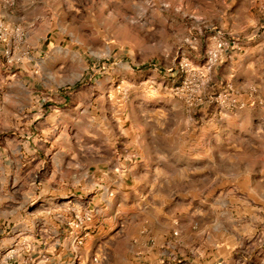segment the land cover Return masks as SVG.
Returning a JSON list of instances; mask_svg holds the SVG:
<instances>
[{
    "label": "rangeland",
    "instance_id": "1",
    "mask_svg": "<svg viewBox=\"0 0 264 264\" xmlns=\"http://www.w3.org/2000/svg\"><path fill=\"white\" fill-rule=\"evenodd\" d=\"M172 2L15 0L14 8L6 9L9 13L26 9L35 17L14 22L0 16L1 24L19 28L25 39L27 35L45 39L43 45L39 43V63L32 75L55 92L68 94L69 117L78 108L75 126L70 119L71 138L78 134L72 145L79 142L89 148L101 132L104 143L117 147L131 143L134 152L146 141L149 158H161V167L151 169L148 175L139 173L136 180L124 184L128 188L123 193L117 189L108 191L113 193L111 197L106 193L105 202L99 205L104 211L95 216L103 221L104 228L77 248L76 264H139L140 259L152 254L158 262L164 259L171 264H264V82H249L245 91L231 84L210 85L212 93L231 86L245 103L242 109L220 111L210 104L188 107L175 96L172 89L178 80L180 58L187 55L198 64L212 32L226 30L205 17H182L185 7L174 8ZM256 4L257 0H249L243 7L245 29L240 37L246 39L245 48L252 42L264 44ZM174 12L181 14L177 23L169 20ZM161 13L165 16L162 22ZM198 27L202 39L198 50L191 52L183 42L195 35ZM174 29L180 34L175 36ZM168 49L170 52L164 51ZM94 82L102 83L97 87ZM80 90H86L87 97L77 102ZM244 112L247 116L260 113L255 134L239 120ZM14 121L12 116L7 118V129H11L7 134L17 128ZM144 131L146 136L141 135ZM202 159L224 162L230 172L209 194L193 195L188 200L191 188L187 194L179 175L171 182L167 174L179 171L176 162ZM80 170L92 180L96 167ZM133 170L139 172L141 168ZM39 178L44 175L34 178L11 168L6 182L0 184V242L5 245L0 264L11 249L12 235L27 233L23 224L34 234H44V225L37 218H44L49 206L23 198L24 193L31 194ZM92 181L82 183V199L53 201L55 213L47 215L51 224L59 223L57 217L62 213L56 210L60 203L72 201L84 208L92 200ZM116 181L121 185L119 179ZM213 209L215 216L207 230L204 225L192 226L185 237L180 222L189 225L194 214L205 218V211ZM161 218L167 224L164 228ZM179 240L184 244L175 243Z\"/></svg>",
    "mask_w": 264,
    "mask_h": 264
},
{
    "label": "crops",
    "instance_id": "2",
    "mask_svg": "<svg viewBox=\"0 0 264 264\" xmlns=\"http://www.w3.org/2000/svg\"><path fill=\"white\" fill-rule=\"evenodd\" d=\"M247 1L249 0H173L172 5L174 8L179 5L185 7L182 17H205L212 25L220 27V29L226 30L235 36H242L245 29L242 25L244 20L242 11ZM0 12L2 13L0 16L4 20H14V22L27 21L31 17H35L26 9L9 13L3 7ZM173 15L169 17V20L177 23V19L181 17V14L174 12ZM162 21H165V16L161 13ZM189 24L192 25L193 22L191 21ZM173 31L175 36L180 34L179 29ZM44 41L43 37L34 39L27 35L24 46L19 48L18 53L21 54L24 47L28 46L33 49L31 59H24L21 64L8 70L0 68V92L3 99L0 107V184L6 182L7 172L11 168L26 172L27 176H33L34 178L38 175H44V178H39L31 194H23V198L35 200L33 203H42L41 205L49 206V212H46L44 218H37L44 225V234H34L33 231L27 229V225L23 224L25 227L23 228L24 232L27 233H14L12 242L28 239L36 247L37 253H46L48 256L47 264H61L64 260H69L74 252H77V248L73 244L74 234L69 233L62 223L51 224V220L47 219L48 213H55L53 201L55 199H69L70 197L82 199L81 193L85 190L83 187L84 182L91 183L93 180L92 200L84 208L68 201L60 203V207L56 211L61 212L62 216L67 218L69 215L67 209L70 207L81 210L94 208L96 209V216H98L104 211L99 205L105 202L107 191L117 189L123 193L128 188L124 184L136 180L139 173L143 176L148 175L151 173V169L161 167V158L160 155L157 161L149 158L147 153L149 148L145 145L146 141L138 146V152H134L131 143L123 147L114 146L112 143H104L101 132L97 133L99 140L94 141L95 143L89 148L79 142L72 145V141L77 138L78 134L76 133L75 137L71 138L69 131L70 119L73 121L71 124L75 126L79 118L78 108H75L74 116L69 117L71 102L68 100V94L66 92H55L52 87H48L44 82H39L32 75V70L39 63V43L43 45ZM164 51L170 52L169 49ZM249 82L258 85V82H264V44L262 43L258 45L253 42L249 43L237 60L219 65L214 71L212 84L214 86H218L216 83L231 84L239 91H245ZM101 83L94 82V86L99 87ZM46 96L49 97L47 102L44 103ZM86 97L87 91L80 90L77 93L76 100L82 102ZM255 98L260 100V97L255 96ZM93 114L96 115V112H93ZM245 114V112L242 113L239 120H243V125L247 124L248 129L251 128L249 130L251 131L250 134H255V123L259 120L260 113L253 112L248 116ZM10 116L15 119L14 125L17 128H14L13 133L7 134V130L11 129H7L6 120ZM146 134V131L141 133L142 136H146ZM144 140L148 141V138L145 137ZM134 155L139 157L137 161L133 158ZM89 165H95L96 167L95 176L92 180H87L80 170V168L82 170L86 169ZM134 167H140L141 171L136 172V170H133ZM175 167L179 168V171L167 175L170 177L171 182H175V177L178 174L179 181L185 186L187 194L191 192L187 189L191 188L190 190L193 193L186 196L188 200L193 199V195L199 196L204 192L210 193V190L214 188V184L224 182L230 172L227 164L217 162L214 159L212 161L206 159L193 160L188 163L179 161L176 162ZM109 175L116 179L114 181L109 179ZM158 177L161 180L160 176ZM118 179L122 182L119 186L116 181ZM194 184H196V188L192 187ZM70 186L72 189H69ZM92 204L94 206L91 207ZM215 212L214 209L205 211V218H200V216L194 214L189 225H185L181 221L180 229L185 237L186 232H189L192 226L199 228L204 225L205 230H207L208 223L213 222ZM173 218L175 217H170V219ZM156 220L160 221L159 219ZM175 223H177V220H175ZM18 225L22 226L21 223ZM165 226L167 224L161 218V228ZM103 228V221L99 222L95 218L90 226V234L87 239L100 234ZM175 243L184 244L182 240ZM0 248V250L5 249L3 242H0ZM152 255L144 256L142 259L139 258V264L142 261H148L144 264H158L157 256ZM35 262L43 264L38 255H35Z\"/></svg>",
    "mask_w": 264,
    "mask_h": 264
},
{
    "label": "built area",
    "instance_id": "3",
    "mask_svg": "<svg viewBox=\"0 0 264 264\" xmlns=\"http://www.w3.org/2000/svg\"><path fill=\"white\" fill-rule=\"evenodd\" d=\"M0 3L6 9H12L15 6V0H0ZM256 7L259 19L262 22L259 28L263 29L264 33V0H257ZM195 31V35L184 39L183 42L191 52L198 50L202 39L200 28L198 27ZM24 43L25 36L22 30L19 28H8L0 23V68L8 70L15 65L21 64L24 59H31V50L28 46L24 47L21 54L18 53L19 48L24 46ZM245 44L246 39L243 37L221 30L212 32L207 39L205 51L198 64L193 63L192 59L187 55H183L178 61L176 72L178 80L172 89L174 95L188 107L210 104L220 111L244 108L245 103L239 99L231 86H226L219 93H212L209 88L213 81L215 69L223 63L237 60L243 53ZM48 97L46 96L44 103L47 102ZM2 102L3 99L0 92V107ZM133 158L136 159V155ZM107 194L110 197L113 196L112 192L107 191ZM67 212L69 214L67 218L58 216L57 221L62 223L69 233L74 234L73 244L78 248L86 242L90 234V226L95 219L96 209L86 208L81 210L70 207ZM10 246L11 249L8 254H4L1 258V264H37L35 255L40 257V261L43 264H47L48 256L46 253H37L36 247L28 239L12 242ZM23 247H25L24 252ZM4 250H0L1 253H4ZM78 259V253L74 252L67 264H76ZM158 264H171V261L160 259Z\"/></svg>",
    "mask_w": 264,
    "mask_h": 264
}]
</instances>
